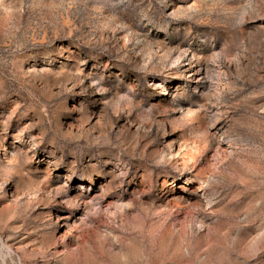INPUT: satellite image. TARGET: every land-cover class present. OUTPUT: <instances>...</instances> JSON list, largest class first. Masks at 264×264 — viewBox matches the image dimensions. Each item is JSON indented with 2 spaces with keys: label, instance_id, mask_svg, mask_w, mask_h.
Here are the masks:
<instances>
[{
  "label": "rangeland",
  "instance_id": "rangeland-1",
  "mask_svg": "<svg viewBox=\"0 0 264 264\" xmlns=\"http://www.w3.org/2000/svg\"><path fill=\"white\" fill-rule=\"evenodd\" d=\"M0 264H264V0H0Z\"/></svg>",
  "mask_w": 264,
  "mask_h": 264
}]
</instances>
